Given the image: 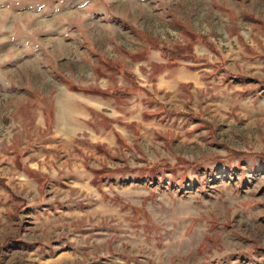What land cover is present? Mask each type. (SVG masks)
Returning <instances> with one entry per match:
<instances>
[{"label":"rangeland","instance_id":"1","mask_svg":"<svg viewBox=\"0 0 264 264\" xmlns=\"http://www.w3.org/2000/svg\"><path fill=\"white\" fill-rule=\"evenodd\" d=\"M0 264H264V0H0Z\"/></svg>","mask_w":264,"mask_h":264},{"label":"trees","instance_id":"2","mask_svg":"<svg viewBox=\"0 0 264 264\" xmlns=\"http://www.w3.org/2000/svg\"><path fill=\"white\" fill-rule=\"evenodd\" d=\"M233 154L238 155V154H236V153H233Z\"/></svg>","mask_w":264,"mask_h":264}]
</instances>
